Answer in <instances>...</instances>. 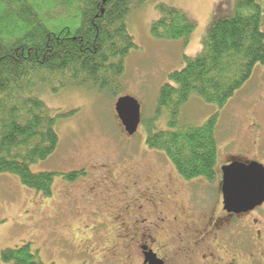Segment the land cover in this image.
<instances>
[{"label": "trees", "instance_id": "obj_1", "mask_svg": "<svg viewBox=\"0 0 264 264\" xmlns=\"http://www.w3.org/2000/svg\"><path fill=\"white\" fill-rule=\"evenodd\" d=\"M147 1L0 0V177L17 176L26 188L52 197L56 177L74 182L84 175L32 171L57 151V123L64 117L52 112L42 94L83 89L116 100L126 96L124 61L136 48L128 22ZM157 9L153 38L188 43L196 30L188 15L166 5ZM261 18L256 0H237L233 14L207 30L202 51L169 76L155 115L142 119L146 146L164 154L185 182L216 181L219 114L195 126L182 118V109L193 96L223 109L264 65ZM164 114L169 130L158 131ZM1 259L43 264L29 243L5 249Z\"/></svg>", "mask_w": 264, "mask_h": 264}, {"label": "rangeland", "instance_id": "obj_2", "mask_svg": "<svg viewBox=\"0 0 264 264\" xmlns=\"http://www.w3.org/2000/svg\"><path fill=\"white\" fill-rule=\"evenodd\" d=\"M256 1L262 8L261 31L264 33V0ZM236 2L148 0L132 14L128 31L136 48L124 61L123 95L133 96L139 101L142 119L155 115L160 90L170 83L169 76L184 68L186 58H193L202 51V40L207 30L216 21L233 14ZM159 5L182 10L196 24L188 43L153 38L151 25L160 18ZM42 99L55 115L64 117L57 123L60 140L57 151L47 160L33 165L34 173L90 172L88 168L95 166H90V163L99 167H117L130 160L136 162L137 168L146 170V173L142 171L145 174L150 170L162 176L168 172L170 177L160 186L163 190L167 187L173 190L179 207L185 209L186 203L188 211L182 215L183 226L186 227L185 243L178 248L188 252L190 259L196 257L194 243L204 235L215 231L219 236L220 230L229 228L236 232L242 225L243 218L231 219L222 208L221 170L236 161L246 164L258 162L264 166V65L255 68L251 79L223 109L205 104L195 96L182 109V118L195 126H202L211 116L219 114L216 130L219 155L213 188L205 184L190 187L181 184V187L173 183L171 172L178 175L164 154L146 146L143 123L135 136L125 134L114 109L116 99L83 89H66L56 94L46 91ZM157 129L169 130L165 114L159 118ZM70 184L62 177H56L52 197H45L23 186L17 176L1 175L0 264H5L1 259L2 251L27 243L32 245L33 252L39 253L43 264H112L105 261L104 255L108 252L102 253L100 238L104 227L98 223L96 215L75 216L66 208L70 207L68 203L71 200L83 197L77 191L82 181L66 193L65 187ZM190 189L195 195L187 201L186 193ZM174 244L179 245L176 241ZM223 247L231 251L229 246ZM109 248H113L111 253L120 251L116 244ZM87 249L94 250L96 254L99 252L101 258L93 259L82 252ZM170 262L190 264L178 251H171Z\"/></svg>", "mask_w": 264, "mask_h": 264}, {"label": "flooded vegetation", "instance_id": "obj_3", "mask_svg": "<svg viewBox=\"0 0 264 264\" xmlns=\"http://www.w3.org/2000/svg\"><path fill=\"white\" fill-rule=\"evenodd\" d=\"M96 165L90 163V172L84 170L81 178L65 187L67 193L82 181L77 191L83 197L71 200L68 203L71 208L63 205L75 216L96 215L98 223L104 227L100 241L103 255L108 252L104 255L105 261L112 264H151L148 256H153L157 264H170L171 251H178L190 264H264V204L247 213H225L231 219L243 218L242 225L236 232L229 228L220 230L219 236L215 231L204 235L194 243L196 257L190 259L188 252L178 248L185 243L186 227L183 226L182 215L188 211L186 203L185 209L179 207L173 190L168 187L163 190L160 186L170 174L157 175L153 170L145 174L147 171L137 168L133 160L117 167ZM171 175L173 183L179 186L205 184L213 188L214 183L208 181L185 182L173 172ZM186 195L188 201L195 193L190 189ZM67 209L65 211L68 212ZM113 244L118 245L120 251L111 253L113 248L109 247ZM82 252L93 259L101 258L100 253L96 254L94 250Z\"/></svg>", "mask_w": 264, "mask_h": 264}, {"label": "water", "instance_id": "obj_4", "mask_svg": "<svg viewBox=\"0 0 264 264\" xmlns=\"http://www.w3.org/2000/svg\"><path fill=\"white\" fill-rule=\"evenodd\" d=\"M116 115L125 133L133 137L142 124V106L133 96H123L116 100ZM221 193L224 210L229 214H242L255 210L264 204V166L258 162H233L224 166ZM151 264L156 258L148 256Z\"/></svg>", "mask_w": 264, "mask_h": 264}]
</instances>
